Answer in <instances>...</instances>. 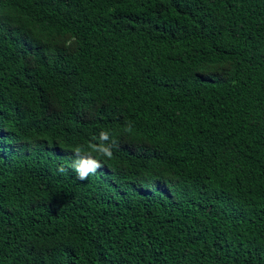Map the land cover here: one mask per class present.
Segmentation results:
<instances>
[{
    "label": "trees",
    "instance_id": "obj_1",
    "mask_svg": "<svg viewBox=\"0 0 264 264\" xmlns=\"http://www.w3.org/2000/svg\"><path fill=\"white\" fill-rule=\"evenodd\" d=\"M0 264H264V0H0Z\"/></svg>",
    "mask_w": 264,
    "mask_h": 264
},
{
    "label": "clouds",
    "instance_id": "obj_2",
    "mask_svg": "<svg viewBox=\"0 0 264 264\" xmlns=\"http://www.w3.org/2000/svg\"><path fill=\"white\" fill-rule=\"evenodd\" d=\"M99 140L101 141L99 144H90L89 147L91 152H95L101 157L111 159L113 156L112 146L115 142L113 141L112 144L107 145L103 143L104 141H109V134L103 131L99 135ZM73 151L77 159L72 162L71 167L76 172L79 180H86L90 174H94L98 169L103 167L102 163L94 158L91 153L82 154L84 150L80 146L75 147ZM64 170L63 166L59 168L61 172Z\"/></svg>",
    "mask_w": 264,
    "mask_h": 264
}]
</instances>
